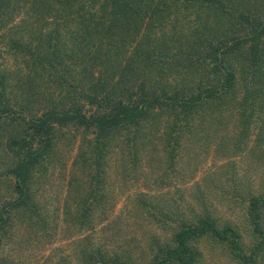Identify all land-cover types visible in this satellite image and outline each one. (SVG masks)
<instances>
[{"label": "trees", "instance_id": "trees-1", "mask_svg": "<svg viewBox=\"0 0 264 264\" xmlns=\"http://www.w3.org/2000/svg\"><path fill=\"white\" fill-rule=\"evenodd\" d=\"M3 30L0 264L60 224L91 231L111 162L149 191L131 201L140 234L105 225L81 264H264V0H0ZM212 148L225 162L177 189Z\"/></svg>", "mask_w": 264, "mask_h": 264}, {"label": "rangeland", "instance_id": "rangeland-1", "mask_svg": "<svg viewBox=\"0 0 264 264\" xmlns=\"http://www.w3.org/2000/svg\"><path fill=\"white\" fill-rule=\"evenodd\" d=\"M17 20V19H16ZM15 20V21H16ZM6 35V32L0 31V47L2 46V36ZM210 156L208 157L207 161L201 166L193 178V180L185 185H178L177 189L184 190L185 194L191 192L188 190L189 186L192 183L199 182L200 178L203 177L205 172L212 171L214 167L224 163L225 161L222 159H212L213 155V148L210 151ZM113 159V158H112ZM111 159V160H112ZM70 162L68 160L67 164ZM235 168L237 169L238 177L242 175L249 174L246 171L244 163L235 160ZM214 165V166H213ZM144 172H148V168L145 166H141ZM107 176H108V184L112 185L116 181V185L113 186V204L110 210L106 213L105 216H101L96 224V226L88 232L82 233L81 235H75L71 230L65 228L64 224H60V226L56 229L57 235L55 236L54 240L48 244V246L42 244L38 240H35L31 237L27 244H12L6 246L5 251H3L2 255H7V258H10L13 261L21 262L22 264H81L78 260V250L85 245L88 240H92L93 245H98V243L103 242V237L100 235L102 232V228L105 225L114 226L117 224L119 228L125 233L126 236H136L139 237L140 232L135 224H132V213H133V205L131 201L136 196L135 194L138 192L147 193V191L141 180L136 184H131L128 181H125V185L121 184L119 170L115 168L114 164L111 162L109 168H106ZM258 178H262L264 181V175L258 174ZM51 188L48 192L44 195L45 198L50 200H58L62 199L65 186L64 181H58V175L51 177ZM117 180L119 183L117 184ZM256 179H254L255 181ZM257 186V185H256ZM169 194H173V187L168 189L165 188ZM119 191H124L123 194H120ZM152 195V192H150ZM148 194V193H147ZM126 196L128 199L126 200ZM213 207L216 209V214L220 217L230 220L232 222H239V212L237 210L234 213H230L227 209L216 204ZM156 232L158 235L160 234L159 231H152V233ZM92 238V239H91ZM141 239V237H140ZM80 257V256H79Z\"/></svg>", "mask_w": 264, "mask_h": 264}]
</instances>
